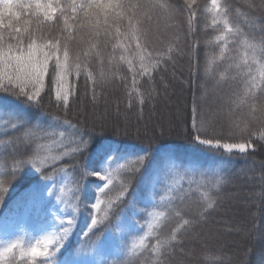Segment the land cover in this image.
<instances>
[{
	"label": "snow or ice",
	"instance_id": "obj_1",
	"mask_svg": "<svg viewBox=\"0 0 264 264\" xmlns=\"http://www.w3.org/2000/svg\"><path fill=\"white\" fill-rule=\"evenodd\" d=\"M254 6L249 4V8ZM259 7L264 8V0ZM202 11L198 0H186L182 9L176 8L170 0H0V93L14 97L24 105L39 107L47 87L48 93H54L57 107L67 117L71 106L80 101L72 81L83 75L85 81L90 82L85 103L93 109L102 101L107 103L103 93L119 82L128 98L126 107L130 110L135 99L136 107L142 113L145 103L158 95L154 74L171 63L174 56L184 52L187 35L196 32L194 24ZM206 11L216 32L214 43L219 48L218 56L212 59L214 63L224 65L218 78L215 72L212 74L213 87L229 88L230 92L211 110L194 103L189 114L191 130L195 140L202 145L229 153H244L253 147L254 139L264 141V35L257 37L246 33L234 19L235 10L228 0H209ZM260 30L264 33V26ZM197 47L198 41L193 40L187 48L192 59L196 57ZM94 61L97 71L93 70ZM196 63L199 70V61ZM122 66L127 68L130 77L120 75ZM208 71L205 68L206 78ZM141 80L147 87L140 83ZM98 87L100 95H97ZM204 94L207 95V90ZM0 103L7 105L12 101L4 99ZM119 110L117 103L116 111ZM86 112L87 108L81 113L85 118ZM5 113L8 117L5 123L22 131L19 139L26 149L22 158L15 160L13 176L31 166L47 179L48 171L55 172L58 168L64 171L60 162L66 156L87 149L89 141L68 119L60 126L70 132L54 131L52 125L48 128L39 123L30 125L20 112L0 107V114ZM221 114L229 120L230 136H237L236 142H225L223 136L215 133L214 121ZM117 151L109 148L96 164L78 172L79 179L73 181V187L68 191L65 187L51 190L34 186L28 189L17 200L15 210L3 217L6 224L19 212L28 214L43 209L47 203L45 191L47 196L65 208L70 207L72 212L67 214V220L63 210L60 215L53 213L59 229L27 246L23 237L6 244L0 242V264H39L40 258L54 264L52 258L64 247L76 222L81 182L85 178H96L92 182L107 197L94 198L91 206L90 222L84 235H95L94 230H103L110 223V214L117 202L123 201L129 193L132 179L143 178L150 168V210H145L147 231L127 247L126 260L107 264H134L133 258L138 259L146 252L153 254V264H169L174 244L195 230L208 209L214 207V193L224 178L212 172V178L206 181L207 173L200 171L197 162L185 164L170 154L154 163L149 154L137 155L135 160L117 154L112 159L113 152ZM121 160L125 163H120ZM122 173L124 178L119 180L113 199L109 195L113 191L110 186ZM180 175L187 177L189 188L196 184V190L200 192L195 212L182 206L185 196L177 195L175 199L180 201L177 204L171 195L155 191L157 186H163L167 193L175 192L173 177ZM201 187L207 190L200 191ZM7 191L4 182L0 181V205L4 203ZM130 203L135 206L134 202ZM173 222L170 231H162ZM128 228L131 229V224ZM150 239L154 244L148 243ZM66 264H78V261L74 258Z\"/></svg>",
	"mask_w": 264,
	"mask_h": 264
},
{
	"label": "trees",
	"instance_id": "obj_2",
	"mask_svg": "<svg viewBox=\"0 0 264 264\" xmlns=\"http://www.w3.org/2000/svg\"><path fill=\"white\" fill-rule=\"evenodd\" d=\"M170 2L176 8L182 9L186 0H170ZM228 2L235 10L234 19L246 33H252L257 37L264 35L260 30L264 26V8L259 7L262 0H228ZM198 4L204 11L198 13L194 24L196 32L187 35L186 44L183 46L184 52L174 56L171 63L164 65L161 71L154 74L158 95L145 103L142 113L138 111L135 99L132 100L133 107L130 110L126 107L128 98L119 82L103 93L107 103L102 101L93 109L85 103V93L88 92L90 82H86L83 75L79 80L72 81L74 93L80 97V101L71 106L67 117L57 107L54 93H48L47 87L42 94L43 99L39 107L24 105L5 93H0V102L7 99L12 103L7 105L0 103V107H4L6 111L20 112L30 125L39 123L45 128L52 125L51 130L54 131H71L60 126L64 119L77 125L79 134L89 141L87 149L74 156H66L60 162L62 168L73 162L78 165L86 161L93 152L95 153L92 155L91 165H94L109 148L119 152L135 149L138 151L141 147H161L157 153L159 159L170 154L185 164L190 161L197 162L200 171L207 173L204 177L206 181L212 178V172L218 173L223 176L224 182L214 193V207L208 209L195 230L183 235L174 244V252L169 264H264V141L254 139L253 147L247 152L229 153L223 149L198 143L191 130L189 114L194 103L211 110L230 92L229 88L213 87L212 74L215 72L218 78L224 65L222 62L214 63L212 59L218 56L219 48L214 43L216 32L211 26V18L206 11L209 0H198ZM249 4L255 6L249 8ZM193 40L198 41L195 59H192L187 52ZM229 48L231 49V44ZM92 66L94 71L98 70L95 61ZM205 68L209 70L207 78ZM120 75L130 77L131 74L122 66ZM140 83L147 87L144 80ZM205 90L207 95L204 94ZM100 94L98 87L97 95ZM117 103L120 107L119 112L116 111ZM85 108H87L86 118L81 114ZM7 120L6 113L0 114V181H3L8 188L4 194V203L0 205V221L8 216L17 200L28 189L34 186L43 188V183L60 171V168L55 172L48 171L46 179L45 174L29 166L16 175H11L15 160L22 158L26 149L19 139L22 131L12 129L5 123ZM214 124L215 133L223 136L225 142H236L238 137L230 136L229 120L226 116L221 114ZM106 140H110L111 144L100 149ZM117 152H113L112 156ZM196 179L199 180L200 176L197 175ZM116 184L118 182L114 180V184L110 187ZM196 189V184L189 188L185 177L183 185L172 196L174 203L179 204L180 201L175 197L183 195L185 199L182 206L190 211H197L200 192ZM205 190L206 187L200 188V191ZM95 194L90 199L87 198L86 214H82L83 220L80 223L81 231L76 236L69 235L64 247L52 258L54 264H66L74 258L78 264H97V262L107 264L110 261L126 260L127 247L147 231L148 216L145 210H150V202L140 200L137 205L135 204V208L140 212L137 217L138 224L122 232L123 236L121 235L119 240L112 241L109 248H104L102 244L98 246L101 237L98 240L90 237L96 238L98 232L95 235H84L90 222L91 206L95 199L107 198L101 193ZM50 208L47 201L43 210ZM113 220L111 219L108 224ZM173 226L174 222L162 231L167 233ZM148 243L154 244V240L150 239ZM27 244L30 243L26 242L25 245ZM153 259V254L146 252L138 259L133 258V261L134 264H153ZM39 264H49V262L40 258Z\"/></svg>",
	"mask_w": 264,
	"mask_h": 264
},
{
	"label": "rangeland",
	"instance_id": "obj_3",
	"mask_svg": "<svg viewBox=\"0 0 264 264\" xmlns=\"http://www.w3.org/2000/svg\"><path fill=\"white\" fill-rule=\"evenodd\" d=\"M111 144L110 140H106L100 147H108ZM161 150V147L156 148H140L138 151H119L117 154H124L127 156L129 160H135L137 155H145L149 154L154 163L158 162L160 159L158 158V152ZM93 152L86 161L80 162L78 165L73 162L66 166L64 171H59V173L55 176H52L47 181H45L42 185L45 189L58 190L60 187H65V190L68 191L73 187V181L79 179L78 172L83 171L87 166L91 165V159ZM115 155V156H116ZM112 156V159L115 158ZM120 163H125L124 160H121ZM151 177V168L148 172L145 173L144 177L141 178L139 176L132 179L131 188L129 193L124 198L123 201L117 202V205L112 210L110 214V220L114 219L111 224L107 223V226L103 228V230H94L95 233L98 232L96 238L90 236L94 239H99L98 246L100 244L103 245L104 248H109L112 245V241L115 239L119 240L121 235L125 230L129 229L128 225L131 226L138 224L137 217L139 215V211L135 208L137 203L140 200H146L150 202L151 200V190L149 185V180ZM124 178V174L122 173L116 180L118 184L112 187L113 191L109 194L113 199L117 195V190L119 186V180ZM185 177L182 175L173 177V184L176 190H178L183 185V180ZM96 178H85L81 182L82 192H81V203L79 206V212L75 213V223L72 227V231L70 236L78 235L81 231L82 224V214H86L87 210V198L93 194H99V190L95 183L92 180ZM158 194H169L173 196L175 192L167 193V190L163 186H157L155 190ZM95 194V195H96ZM45 196L47 197V201L50 204V209L40 211H32L28 214H24L23 212H19L15 215L13 219H11L7 224L4 222L2 218L0 221V242L6 244L12 240H15L19 237H23L24 243H33L35 239L41 238L44 235L49 234L50 232L56 231L59 229V224L54 220L53 213L60 215L61 210H63L64 218L67 220L68 213L72 212V209L65 208L63 205L58 204V202L47 196V191H45ZM136 204L135 206L132 203ZM15 210V207L14 209ZM10 213V212H9ZM8 213V215H9ZM123 232V233H122ZM96 244V243H95ZM94 244V245H95Z\"/></svg>",
	"mask_w": 264,
	"mask_h": 264
}]
</instances>
